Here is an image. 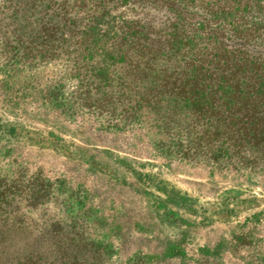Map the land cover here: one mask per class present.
Returning a JSON list of instances; mask_svg holds the SVG:
<instances>
[{"label": "rangeland", "instance_id": "374dc122", "mask_svg": "<svg viewBox=\"0 0 264 264\" xmlns=\"http://www.w3.org/2000/svg\"><path fill=\"white\" fill-rule=\"evenodd\" d=\"M5 7L0 264H264V167L182 158L152 113L119 105L144 92L133 75L99 57L107 85L87 86L65 36L40 56Z\"/></svg>", "mask_w": 264, "mask_h": 264}, {"label": "trees", "instance_id": "16d2710c", "mask_svg": "<svg viewBox=\"0 0 264 264\" xmlns=\"http://www.w3.org/2000/svg\"><path fill=\"white\" fill-rule=\"evenodd\" d=\"M4 3L1 13L25 20L23 31L37 29L40 56L65 36L80 52L77 63H88L87 86L107 85L105 67L90 64L99 57L133 75L144 92L119 97V105L133 118L152 113L158 128L177 136L182 158L264 167V0Z\"/></svg>", "mask_w": 264, "mask_h": 264}]
</instances>
